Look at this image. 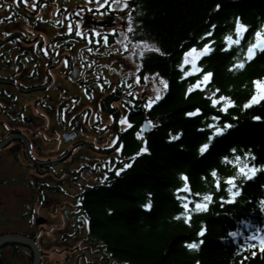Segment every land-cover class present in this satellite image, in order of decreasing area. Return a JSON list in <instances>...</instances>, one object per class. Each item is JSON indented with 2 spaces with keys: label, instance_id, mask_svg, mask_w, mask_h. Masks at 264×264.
Here are the masks:
<instances>
[{
  "label": "trees",
  "instance_id": "trees-1",
  "mask_svg": "<svg viewBox=\"0 0 264 264\" xmlns=\"http://www.w3.org/2000/svg\"><path fill=\"white\" fill-rule=\"evenodd\" d=\"M135 1L136 33L161 49L145 52L141 76L158 74L167 87L150 107L147 98L136 99L120 86L101 100L102 110L114 117L112 128L119 132L115 145L107 151L118 148L119 158L103 180L77 193L76 213L87 220V239L99 242L97 252L106 259L114 258V264H264V251L256 239L264 236V171L249 179L238 178L240 191L232 200L228 199L227 183L228 176L238 174L240 165L264 163V101L243 107L255 91L253 81L264 79V53H258L243 68H232L246 60L247 43L264 25V0ZM236 17L249 27L240 45L226 48L224 37L235 35ZM205 32L211 36H204ZM17 35L10 34L8 40ZM209 39L213 51L197 60L201 72H196L191 63L184 62V53L193 45L202 47ZM209 71L213 75L208 83L189 92V86ZM32 90L29 87L27 93ZM220 96L235 103L224 111L223 101L212 103ZM119 101L129 108V125L125 127L120 126L121 111L114 105ZM196 108L201 111L187 115ZM216 116L220 120H215ZM145 118L154 129L142 134ZM223 121L232 127L213 137L210 149L200 153L199 146L213 130L207 125L223 126ZM142 147L148 151L140 152ZM247 152L253 153L254 159L246 156ZM125 164L129 167L124 168ZM117 169H122L119 174ZM182 173L190 192L184 190ZM206 193H212L207 210L192 212L190 220L179 216L185 211L181 197H191L188 211H192L194 201L202 200ZM149 199L151 207L145 209L142 205ZM201 227L206 231L198 235ZM234 232L237 235H232ZM30 236L36 238L35 233ZM193 240L202 241L198 249L186 246ZM11 246L15 254L27 249L29 264L34 263L32 248L19 243ZM0 264H10L3 248Z\"/></svg>",
  "mask_w": 264,
  "mask_h": 264
},
{
  "label": "rangeland",
  "instance_id": "rangeland-1",
  "mask_svg": "<svg viewBox=\"0 0 264 264\" xmlns=\"http://www.w3.org/2000/svg\"><path fill=\"white\" fill-rule=\"evenodd\" d=\"M34 1L0 0V38L21 31L48 39L52 32L68 31V21L73 23L85 13L84 9L75 7L76 0H45L36 6ZM72 37L62 39L65 42L62 46L59 42L51 45L59 47L56 53L49 55L55 60L51 67L33 40L30 42L18 34L13 40L0 42V76L10 75L23 84V79L30 83L40 82L42 75L44 81L52 80L56 84L63 79L58 88L46 83L26 94L15 83L0 78V86L8 91L0 89L1 136L9 138L4 127H17L28 133V140L22 138L20 142L15 140L0 148V236L35 233L42 250L41 264H114V258L106 259L97 252L99 242L87 239V220L83 214L76 213L77 193L103 180L107 169H113L119 158L118 148L107 151L115 145L118 133L108 127L113 117L101 109L100 99L116 84H125L135 97L151 102L165 87V80L158 75H145L139 80L132 68L128 70V81L125 77L117 80L120 72H126L121 67L117 73L118 63L111 67L104 61L116 54L114 48L107 46L99 52L101 59L95 60L100 70H92L83 82L70 84L64 77L65 62L70 55L80 54L74 47H84L83 42ZM140 41L152 44L147 39ZM137 47L143 52L149 50L141 43ZM18 55L25 68L17 62ZM84 55L95 58L90 51H85ZM127 58L122 59L128 61ZM79 67L82 78L85 69L81 64ZM101 73L104 80L97 76ZM117 105L121 110L120 126L125 127L128 123H121V119L128 121L127 105L123 102ZM24 116H29L30 120H23ZM71 125L75 126L77 135L74 141L65 143L63 130ZM53 161L51 166L49 162ZM11 245L3 247L10 264H29L28 250L15 254Z\"/></svg>",
  "mask_w": 264,
  "mask_h": 264
},
{
  "label": "flooded vegetation",
  "instance_id": "flooded-vegetation-1",
  "mask_svg": "<svg viewBox=\"0 0 264 264\" xmlns=\"http://www.w3.org/2000/svg\"><path fill=\"white\" fill-rule=\"evenodd\" d=\"M40 1L42 0H37V1L35 0L34 6L38 5ZM49 1H53V0H49ZM76 1H78V3L75 4V7L77 6V8L84 9L85 13H81L82 16L80 17V19L73 20V23L68 21L69 23L68 29L71 28L72 30H68L64 33L61 32L58 34L51 33L48 39L40 38L41 35L39 34H36L35 36L33 35L34 37H37V40H35L34 42L37 44L42 54H46L47 57L52 53H56L57 50H59V47L57 48V45L55 46H51V45L57 44L58 42L60 45H63V43L65 42L62 41V39L63 40L69 39V37L72 36H74L72 38H76L81 42H83L84 47H80V48L74 47V51L76 52L79 49L80 54L75 53V55H70L68 61L65 62L67 67L66 69L67 72L64 77L66 78L68 83L78 84L81 82L80 81L81 79L86 80V77H89L92 70L99 68L98 66L97 67L95 66L96 65L95 60L98 61L101 59L99 57L101 53L99 52L104 51L107 46L112 47V45L115 44L114 49L116 54L106 58L105 62H108L111 67H114V64L118 63V66L116 68L117 73H119V68L123 67L126 73L124 74L123 72H120L119 78L125 77V80L127 81H128L127 76L129 75L128 73L129 68L134 69L136 72H138L141 75L142 61L145 58V53L141 51L139 47H137L138 45L137 43L142 39L139 37L140 34L136 33V27H135L137 25L136 19L138 15L136 9V1L126 0L128 4L127 8L121 6V4L125 2V0H121V3H113L112 0H108L107 4L104 3V0H76ZM129 24H131V28H129ZM9 36L10 34H6L5 37L9 38ZM45 40L47 42H45ZM106 41H108V45H106ZM135 43L137 45H135ZM85 51H90L91 53H93L95 58L89 59L88 56L84 55ZM118 52H120L121 54L118 55ZM124 56L128 57L127 58L128 61L123 60ZM16 59L17 62L23 66L22 68H25L26 65L22 61L21 56L18 55ZM79 64H81L85 69L82 78L79 76L82 70L81 67H79ZM47 65L48 67L53 66V64H47ZM100 68L98 70H100ZM74 69L78 72L77 78L72 76L74 73ZM97 76L100 78L99 74ZM59 80L63 83L62 78ZM61 82L56 84V82L49 80L47 84H50L51 85L50 87L52 88L53 87L58 88ZM0 89L3 92L7 91V89L4 86H0ZM20 115L22 117V114ZM23 120L26 121L30 120V117L24 116ZM74 121L73 124H76L74 123ZM4 130L5 132L8 131L9 138L12 139L8 145H11V143L15 140H18V142H20L19 140L22 141V138H24V140H28L27 137L28 133H26L25 130H21L20 128L17 127H10L9 129L4 127ZM63 131L65 133H69L71 136L77 135V131L74 125L68 126L67 128L64 127ZM74 139L75 138H72L66 141L63 138L65 143L66 142L70 143L74 141ZM3 140L6 139L3 138L0 134V142H2ZM1 153L2 151L0 149V154Z\"/></svg>",
  "mask_w": 264,
  "mask_h": 264
},
{
  "label": "snow or ice",
  "instance_id": "snow-or-ice-1",
  "mask_svg": "<svg viewBox=\"0 0 264 264\" xmlns=\"http://www.w3.org/2000/svg\"><path fill=\"white\" fill-rule=\"evenodd\" d=\"M113 3H121V0H112ZM104 3L107 4L108 0H104ZM122 7L127 8L128 4L125 0V2H123L121 4ZM216 8H220V5L217 4L215 5ZM214 27V26H213ZM248 25L243 23L241 21V19L239 17L235 18V28H234V32L235 35L233 36L232 34H228L224 37V40L227 42L226 43V48H231L233 45H240L241 41L244 39L245 36V32L248 30ZM129 28H131V24H129ZM69 30H72L71 28ZM204 36L206 37H210L211 36V32H205ZM141 44L144 45L145 48L149 49V50H154L156 52H160L161 49L156 46L154 43L153 44H149L147 41H140ZM212 41L209 39L206 43H203V46L200 48H197L195 45H193V47H191L190 49H188L185 53H184V62L185 63H191V65L193 66V69L196 72H201V67L197 66V60L200 59L203 56H206L207 54L211 53L213 51V48L211 47L212 45ZM257 53H264V25H261L258 29L255 30L254 32V39L249 41L247 43V47L246 50L244 51V56L246 57V60H239L236 64L232 65V68H243L246 64L247 61H251L256 55ZM191 57V59H189ZM179 67L183 68L184 65L181 64L179 65ZM189 72H185V75H188ZM213 73L212 72H203L201 79H198L195 81L194 84L190 85L188 88V91L191 92L193 89L195 88H200L203 87L205 84L208 83L209 79L212 77ZM162 79V78H161ZM165 87L167 86V81H163ZM253 84L255 86V91L253 92V94L251 95V97L245 102V104L243 105L244 108H248L254 104H259L261 101H264V79H255L253 81ZM219 91V89H217V92ZM159 98V96L157 97ZM220 101H223L224 103L221 104V108L224 111L228 110V107L232 104H234L235 102L233 100H231L230 97L227 96H220L218 99H213L212 103L218 104ZM151 103L148 105L149 107L151 106ZM201 111L200 108H196L194 110V112L192 113H187V115H194L195 113H199ZM215 120H220L219 116L214 117ZM253 119L255 120H260L261 117L260 116H254ZM121 123H128V121L126 119H121ZM223 126H220L219 124L216 125H212L209 124L207 125L208 128L213 129L211 134L208 136V138L206 139V142L202 143L199 146L198 151L200 153H205L206 151H208L210 149V145L212 143V138L219 136L221 134H223L227 129L232 127V124H230L227 121H223L222 122ZM137 136H140L141 133H136ZM177 136H179L180 134L177 133ZM169 139H173V137H169ZM148 149L147 147H142L140 149V152H147ZM233 152H235L236 150L233 149ZM140 152L136 153V155H139ZM246 156L248 157H253L254 159V155L251 152H247L245 153ZM226 162L228 161V157L225 156L223 158ZM236 160L239 161L240 157H236ZM129 167L128 164L124 165V168ZM122 169H117V174H119V172ZM259 171H264V163L262 164H255V163H245L242 164L238 167L237 169V175H230L227 177V183L230 185L229 187V197L228 199L232 200L235 199V197L238 195L240 189L237 186V180L238 178H243V179H249L253 176H255V174ZM185 183H184V190L185 191H189V186L187 184V176L185 174H181ZM212 175L216 176L217 175V171L215 169H213L212 171ZM220 182H217V186H219ZM177 192L180 191V189L176 190ZM149 197L151 196V193L148 194ZM195 195L197 197H199L201 194L200 193H195ZM181 202L184 205V209L185 211L179 213V216L181 217H185L186 219L190 220L191 216H192V212L194 211H202V210H207L208 208V204L209 202H211L212 200V193H206L203 195V199H197L194 201V207L192 208V211H188L189 209V200L191 199L190 196H183L180 198ZM221 199H224V197H221ZM264 206V205H262ZM142 207H144L145 209H148L151 207V200L149 199L146 203H144L142 205ZM111 211V210H109ZM206 231L205 227H201L199 229V233L198 235H203V233ZM232 235H237V233H232ZM256 239L259 241V248L261 251H264V236H257ZM200 243H202V241H197V240H193L191 242H186V246L189 249H198L200 246ZM245 245H241V248H243ZM255 247V246H253ZM256 253L253 252L252 255H255ZM196 264H200L199 261L196 262Z\"/></svg>",
  "mask_w": 264,
  "mask_h": 264
},
{
  "label": "water",
  "instance_id": "water-1",
  "mask_svg": "<svg viewBox=\"0 0 264 264\" xmlns=\"http://www.w3.org/2000/svg\"><path fill=\"white\" fill-rule=\"evenodd\" d=\"M153 129L154 128L151 126L148 120L144 119L142 122L141 133L142 134L150 133ZM64 137L66 138V140H68L71 137V135L65 134ZM9 142H10V139L2 142L0 144V147L7 145ZM10 243H19V244H23L25 246L32 248L35 253V261L33 264H41L42 250L39 244L32 237L28 235H23V234H8L0 238V248Z\"/></svg>",
  "mask_w": 264,
  "mask_h": 264
},
{
  "label": "bare ground",
  "instance_id": "bare-ground-1",
  "mask_svg": "<svg viewBox=\"0 0 264 264\" xmlns=\"http://www.w3.org/2000/svg\"><path fill=\"white\" fill-rule=\"evenodd\" d=\"M149 122V121H148ZM150 123V122H149Z\"/></svg>",
  "mask_w": 264,
  "mask_h": 264
}]
</instances>
